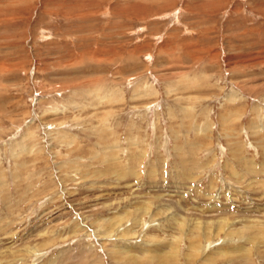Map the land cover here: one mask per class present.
<instances>
[{
	"label": "rangeland",
	"instance_id": "374dc122",
	"mask_svg": "<svg viewBox=\"0 0 264 264\" xmlns=\"http://www.w3.org/2000/svg\"><path fill=\"white\" fill-rule=\"evenodd\" d=\"M0 264H264V0H0Z\"/></svg>",
	"mask_w": 264,
	"mask_h": 264
}]
</instances>
